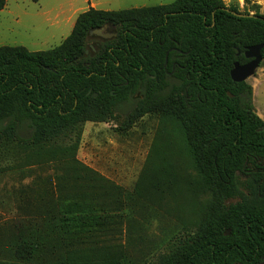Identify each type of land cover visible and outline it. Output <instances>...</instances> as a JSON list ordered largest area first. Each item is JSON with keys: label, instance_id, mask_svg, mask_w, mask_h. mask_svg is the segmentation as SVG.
Listing matches in <instances>:
<instances>
[{"label": "trees", "instance_id": "16d2710c", "mask_svg": "<svg viewBox=\"0 0 264 264\" xmlns=\"http://www.w3.org/2000/svg\"><path fill=\"white\" fill-rule=\"evenodd\" d=\"M6 4L0 0V11ZM233 12L222 0L90 9L52 50L0 47V140L27 152L30 163L56 164L49 218L59 223L42 234H12L0 264H31L53 240L63 242L67 258L49 264H123L112 255L96 259L95 248H84L106 227L101 208L123 204L122 189L78 161L80 137L58 142L85 122L117 120L118 106L136 96L125 129L146 114L163 113L177 125L202 186L213 195L194 235L162 264H264V121L252 86L230 76L235 63L248 62V48L264 45V16ZM105 26L117 37L86 56L89 34ZM26 129L30 137L21 138Z\"/></svg>", "mask_w": 264, "mask_h": 264}, {"label": "rangeland", "instance_id": "374dc122", "mask_svg": "<svg viewBox=\"0 0 264 264\" xmlns=\"http://www.w3.org/2000/svg\"><path fill=\"white\" fill-rule=\"evenodd\" d=\"M97 1L101 2L97 5L98 10L121 11L169 5L175 0ZM222 1L228 9L235 8L241 14L258 10L257 0ZM259 1L262 2L260 13L264 16V0ZM88 6L83 3L77 7L80 10L72 23L58 25L33 17L34 13L21 4L16 10L19 21L16 16L0 15V47L24 46L32 53L52 50L69 37L77 17ZM88 44L87 41L86 46ZM263 74L264 59L246 83L253 88L255 110L264 120V82L258 80ZM136 103L132 98L120 104L117 120L85 122L79 130L61 138L58 144L70 145L80 137L78 161L122 189L123 204L99 211L107 217L106 227L85 244L86 252L95 248L96 259L103 260L106 255H112L123 264H162L194 235L201 211L213 200V195L202 186V179L177 125L163 113L146 114L125 129L127 114ZM30 134L26 129L20 136L26 139ZM27 157L23 149L0 140L2 259H5L4 246L12 239V234L20 230L42 234L39 230L59 225L57 219L51 221L49 218L57 199L56 164L30 163ZM157 168L161 169L160 173ZM66 258L62 241H47L31 264H49Z\"/></svg>", "mask_w": 264, "mask_h": 264}, {"label": "crops", "instance_id": "0c3cea01", "mask_svg": "<svg viewBox=\"0 0 264 264\" xmlns=\"http://www.w3.org/2000/svg\"><path fill=\"white\" fill-rule=\"evenodd\" d=\"M11 3L13 4V6L11 5ZM83 3L89 5L86 11H89L90 9L98 10L97 5L101 4V2L97 0H83V2L82 0H39L37 3H34L29 0H7L6 7L4 8V10L0 11V15L7 14L9 16H16L17 20L19 21V18H18L19 16L16 10H19L21 4H23V6H26L30 11L34 13L33 17L40 18L44 22H47V23H54V24L60 25L61 23H69V22L72 23L73 18L76 15L77 11L80 10V8H77V7L79 6L81 7ZM256 5L258 7V10L254 13L250 12L249 13L250 15H253V16L256 14L261 15L260 12L262 8V2L257 0ZM101 11H104V10H101ZM258 80H261L262 82H264V74ZM258 85H259V82H258Z\"/></svg>", "mask_w": 264, "mask_h": 264}, {"label": "water", "instance_id": "95a60500", "mask_svg": "<svg viewBox=\"0 0 264 264\" xmlns=\"http://www.w3.org/2000/svg\"><path fill=\"white\" fill-rule=\"evenodd\" d=\"M229 11V10H227ZM234 16H238V17H253V15H244L241 13H235L233 12ZM106 28V27H105ZM104 28L98 31H93L91 32L93 33H98V32H103ZM90 33V34H91ZM112 36L114 35H108L107 37H104L106 39H110ZM264 48L263 44L257 45V46H253L250 47L246 50L245 52V58L248 60H251L249 63L245 64V65H240L239 63H235L234 68L232 69L230 76L233 82L235 83H243L246 82L249 78H251L252 76H254L256 70L258 69V67L260 66V64L263 61V56H262V50ZM229 96L232 97V95L229 93ZM94 97H97V95H95Z\"/></svg>", "mask_w": 264, "mask_h": 264}, {"label": "flooded vegetation", "instance_id": "af4514ba", "mask_svg": "<svg viewBox=\"0 0 264 264\" xmlns=\"http://www.w3.org/2000/svg\"><path fill=\"white\" fill-rule=\"evenodd\" d=\"M105 27H104L103 32H101V33L98 32V33L89 34L87 41L90 44H88L86 46V49H85V55L86 56L90 55L92 57H95L96 55H98L103 50V48H102L103 45H107L108 43H110L112 40H114L117 37V34L112 32V30L108 26H105ZM109 34L114 35V36H112L110 39L104 38V37H107ZM250 61L251 60H248L247 63H249ZM247 63H245V64H247ZM245 64H242V65H245ZM134 98L136 100L137 96ZM136 102H137V100H136Z\"/></svg>", "mask_w": 264, "mask_h": 264}]
</instances>
